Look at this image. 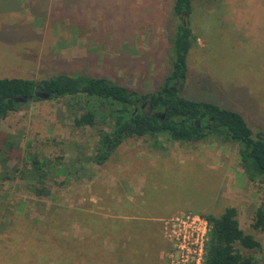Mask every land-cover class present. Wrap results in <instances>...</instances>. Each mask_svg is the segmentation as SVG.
Segmentation results:
<instances>
[{
    "label": "rangeland",
    "instance_id": "rangeland-1",
    "mask_svg": "<svg viewBox=\"0 0 264 264\" xmlns=\"http://www.w3.org/2000/svg\"><path fill=\"white\" fill-rule=\"evenodd\" d=\"M91 2L97 11L81 17L46 10L39 0L0 3V78L86 73L141 93L158 87L169 72L178 22L173 0ZM189 25L195 43L187 52L181 95L235 110L253 133L264 132V0H192ZM78 112L66 99H41L0 118V143L7 135L18 140L9 153V178L0 180V231L7 228L22 242L18 251L3 249L6 238L0 233V264H19L18 253L27 256L26 264H101L105 258L98 256L107 258L106 249L101 247L102 254L91 249L97 243L111 246L113 238L105 221L96 236L86 237V223L96 219L82 211H106L89 199L125 196L136 181L143 183L147 213L217 216L234 206L241 229L262 246H238L240 252L264 261V231L251 227L264 200V183L246 178L237 143L214 137L180 142L160 135L161 148H155L147 137H131L98 165L85 157L96 151L108 123L96 118L94 124L77 126ZM26 150L56 162L44 179L49 195L36 196L10 172L22 164ZM16 219L20 223L13 230ZM26 222L42 226V233H27ZM167 245L166 263L173 250L169 240Z\"/></svg>",
    "mask_w": 264,
    "mask_h": 264
},
{
    "label": "trees",
    "instance_id": "trees-1",
    "mask_svg": "<svg viewBox=\"0 0 264 264\" xmlns=\"http://www.w3.org/2000/svg\"><path fill=\"white\" fill-rule=\"evenodd\" d=\"M39 1L46 10L54 7V12L64 10L76 17H81L85 11H97L96 5L93 6L91 2L94 0ZM191 11L192 0H173L172 13L178 22L171 39L169 72L161 84L151 91L141 93L103 76L86 73L60 72L42 79L0 78V118L18 111L30 100L66 99L69 107L79 111L74 118L77 126L94 124L96 118L109 126L108 130L100 132L96 151L85 157V161L98 165L104 163L115 147L131 137H147L155 148H161L160 135L180 142L207 141L214 137L237 143L239 164L246 178L264 183V132L253 133L242 115L235 110L181 95L187 77V52L195 43V35L189 25ZM41 93L48 96L43 97ZM143 103H147L150 110L142 107ZM15 147H18L16 138L3 136L0 143V180L9 178L7 162L9 153ZM56 165L46 156L26 150L22 164L13 165L9 170L15 177L24 180L33 194L45 196L50 194V190L44 179L54 171ZM1 171L4 172L2 176ZM203 217L209 224L203 264H264V261L240 252L238 246L256 250H261L262 246L252 234L241 229L234 206L226 207L220 215L203 214ZM16 223H20L19 219H16L13 230ZM24 225L27 233L39 234L44 229L35 222ZM251 227L264 231V200L254 211ZM0 233L6 238L3 249L14 250L22 245L17 235L9 229ZM18 254L21 258L19 264H26L27 256L23 258Z\"/></svg>",
    "mask_w": 264,
    "mask_h": 264
},
{
    "label": "crops",
    "instance_id": "crops-1",
    "mask_svg": "<svg viewBox=\"0 0 264 264\" xmlns=\"http://www.w3.org/2000/svg\"><path fill=\"white\" fill-rule=\"evenodd\" d=\"M9 2L17 6L19 0H0V3ZM142 184L139 181L131 182L128 185L131 189L127 195L115 196L111 198L112 200L101 195L95 196L93 200L89 199L92 204L94 201L102 203L103 208H107L106 211L97 212L90 207L87 212L82 211L83 214L96 219L95 223H86V237L96 236L95 233L105 226L107 233L113 238L111 246H100L97 243L91 249L101 254L104 251L108 253L107 258L104 255L98 256L99 259L105 258L104 260L109 261L105 263L103 260V264H166L165 252L168 245L165 246V241L168 242V239L164 235L163 221L178 211L171 214L162 212L151 214L143 211L145 203L141 199ZM102 221L106 222L104 226Z\"/></svg>",
    "mask_w": 264,
    "mask_h": 264
},
{
    "label": "built area",
    "instance_id": "built-area-1",
    "mask_svg": "<svg viewBox=\"0 0 264 264\" xmlns=\"http://www.w3.org/2000/svg\"><path fill=\"white\" fill-rule=\"evenodd\" d=\"M163 228L173 246L166 264H203L209 230L203 216L197 213L176 215L164 220Z\"/></svg>",
    "mask_w": 264,
    "mask_h": 264
},
{
    "label": "flooded vegetation",
    "instance_id": "flooded-vegetation-1",
    "mask_svg": "<svg viewBox=\"0 0 264 264\" xmlns=\"http://www.w3.org/2000/svg\"><path fill=\"white\" fill-rule=\"evenodd\" d=\"M141 106H142V107H145V104L143 103ZM147 108H148V110H150V107H149V106H147ZM155 115H158V116H160V117H163V115H160L159 113H156Z\"/></svg>",
    "mask_w": 264,
    "mask_h": 264
},
{
    "label": "water",
    "instance_id": "water-1",
    "mask_svg": "<svg viewBox=\"0 0 264 264\" xmlns=\"http://www.w3.org/2000/svg\"><path fill=\"white\" fill-rule=\"evenodd\" d=\"M41 96L47 97L48 95L46 93H41ZM19 100H23V98H20Z\"/></svg>",
    "mask_w": 264,
    "mask_h": 264
}]
</instances>
